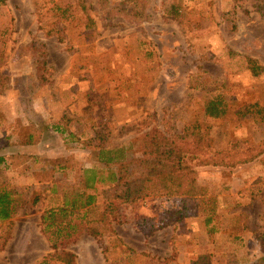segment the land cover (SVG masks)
Instances as JSON below:
<instances>
[{
    "label": "rangeland",
    "instance_id": "obj_1",
    "mask_svg": "<svg viewBox=\"0 0 264 264\" xmlns=\"http://www.w3.org/2000/svg\"><path fill=\"white\" fill-rule=\"evenodd\" d=\"M110 12L95 0H0V190L18 199L0 264H44L41 216L80 188L82 169L101 167L99 148L139 157L141 135L177 138L218 97L227 111L206 122L210 147L193 153L185 142L197 188L213 199L210 224L200 209L179 219V198L116 202V222L88 224L95 236L77 234L65 250L76 264H193L204 254L210 264H264V155L234 169L197 164L264 142V70L247 66L264 69V0H152L139 24ZM87 193L91 220L109 213L106 185Z\"/></svg>",
    "mask_w": 264,
    "mask_h": 264
},
{
    "label": "trees",
    "instance_id": "obj_2",
    "mask_svg": "<svg viewBox=\"0 0 264 264\" xmlns=\"http://www.w3.org/2000/svg\"><path fill=\"white\" fill-rule=\"evenodd\" d=\"M118 2L120 5L112 7L111 0H95L96 6L101 10L110 8L115 13L111 14L110 12L107 19L116 16L132 24H139L148 19V6L152 0H119ZM81 8L85 12L84 5H81ZM223 18L225 22L230 20L229 16H223ZM86 20L85 29L92 30L94 28L93 20L88 16ZM54 35L59 42H63L60 30H56ZM31 47H36V44L32 43ZM247 64L253 75L264 70L253 59L248 58ZM226 111V105L220 97L210 99L205 103L201 117L193 120L184 129L183 135L171 138L158 130L144 133L138 140L139 157H129L125 149L99 148L97 159L101 167L82 169L79 176L80 188L63 197V202L59 207L45 211L41 216L42 232L52 251L46 256L43 263L55 261L61 264H76L75 255L65 250V245L77 234L87 233L95 236L90 233L88 227V224L92 222L107 226L116 222L115 206L118 205L116 202L132 205L136 201L152 197L179 198L181 205L175 211L179 219L191 216L200 209L205 214V225H209L214 214L213 199L202 196L203 190L197 188V173L185 162L187 154L185 142L190 138L193 140L191 144L196 149V152L193 153H200L202 149H208L210 139L207 135L209 126L206 122L224 117ZM257 113L263 115L264 111L260 110ZM262 115L260 119L263 121ZM50 129L61 135H66V131L57 124L52 125ZM67 136L72 137L68 134ZM29 142L32 143L31 137H29ZM263 155L264 142L243 152L225 153L221 156L199 159L197 164L200 167L234 169L237 166L255 162ZM4 164V160L0 158V165ZM97 185H106L115 203L108 208L109 213H103L100 217L91 220L90 213L95 208L96 195L87 193V191L94 190ZM17 205L18 199L15 194L7 190H0V227H2L0 249L5 246L10 237L9 220ZM82 222L86 223L84 227H81ZM258 238L260 247L264 251V234L258 235ZM193 264H210V256L207 254L198 256Z\"/></svg>",
    "mask_w": 264,
    "mask_h": 264
}]
</instances>
